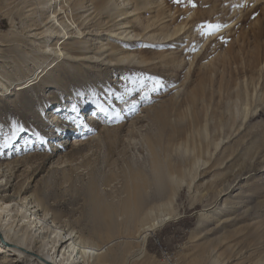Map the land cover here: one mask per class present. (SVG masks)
I'll list each match as a JSON object with an SVG mask.
<instances>
[{
	"label": "rangeland",
	"instance_id": "374dc122",
	"mask_svg": "<svg viewBox=\"0 0 264 264\" xmlns=\"http://www.w3.org/2000/svg\"><path fill=\"white\" fill-rule=\"evenodd\" d=\"M46 1L0 0V72L5 69L9 75L13 69L19 70L9 78L11 85L1 78L9 86L0 91V162L20 161L12 164L17 165L11 174L15 178L2 194L19 195L13 202L23 201L26 194L44 197L51 209L49 216L63 211V219H70L75 230L85 229L88 217L83 187L93 170H107L102 166L106 148L98 144V137L106 129L113 131L138 117L141 132L153 128L149 117L157 109L165 107L173 118L182 109L180 102L186 103L183 100L193 92L198 98L192 113L179 120L181 126L191 129L190 115L201 114L207 120L208 139L222 138L220 145L212 148L209 161L192 182L191 177L184 180L173 205L179 213L175 219L157 227L140 246L135 232L112 244H129L126 264H264V102L255 103L261 114L243 122L238 115L232 128V115L226 110L239 82L236 77L257 76L255 61L260 54L264 71V0H162L174 13L163 15L161 25L171 27L175 21L184 26L168 39H156L152 27H140L135 16L147 10L132 12L133 2L112 0L108 8L94 13L88 0L79 7L72 6L73 0ZM60 1L68 4L66 17L75 22L61 31L63 13L57 22L48 18L40 24V13L48 15L50 7ZM120 12L125 13L115 17ZM96 22L101 24L99 31L93 26ZM28 23L39 26L31 29ZM210 25L220 27L214 30ZM49 26L57 32H44ZM57 41L66 55L56 51ZM46 43L55 50L39 49ZM113 46L117 49L112 53ZM17 48L25 51L21 53L26 58L22 64L28 67L25 76L20 74L21 64L13 65L23 58L17 55ZM119 52L128 58L107 61L110 56L120 58ZM35 53L48 54L42 72L37 71L40 76L30 75L37 66ZM163 54L177 55L179 60L174 64L164 59L139 62L138 55ZM54 62L60 66L53 69ZM74 71L88 77L78 80ZM51 75H58L56 83L43 81ZM260 78L263 84L264 72ZM155 80L163 86L152 91ZM23 94L26 98L21 100ZM59 116L62 122L56 120ZM236 126L238 130H234ZM120 133L125 134V127ZM135 135L139 137V133ZM93 138L97 140L89 152H79L78 147L87 148ZM138 149L141 151L140 145L128 146L125 157L138 159ZM117 151L113 157L122 162ZM59 159L63 163L58 164ZM29 160L31 165L25 163ZM68 170L73 179L64 183L62 176ZM110 185H102L101 191L114 192L120 183ZM123 231L120 226L119 232ZM3 256L7 253H0V261ZM7 257L11 263L40 264L17 255Z\"/></svg>",
	"mask_w": 264,
	"mask_h": 264
},
{
	"label": "bare ground",
	"instance_id": "6f19581e",
	"mask_svg": "<svg viewBox=\"0 0 264 264\" xmlns=\"http://www.w3.org/2000/svg\"><path fill=\"white\" fill-rule=\"evenodd\" d=\"M51 1L54 3L57 0H47L46 3ZM84 1L86 0H73L72 6L79 7L83 5ZM88 1L91 2L95 13L108 8L112 0ZM122 2L124 4L125 0ZM126 2H133L132 12L140 11L141 9L147 10V12H140L136 15L135 20L143 30L152 27V36L156 39L172 38L184 28L180 24H175V21L171 23L174 24L172 25L174 27L172 30H170L172 26L161 25L163 15H172L174 13L162 0H126ZM6 5H9V3ZM66 5L68 4L60 1L59 4L50 7L51 10H49L48 15L42 16L40 13V24L48 18L49 21L54 20V22H57L59 20L58 16L65 13L60 20L62 24L60 30L63 31L64 28L71 26L75 21L66 17V10H64ZM184 11L186 13L190 12L189 8ZM124 13H116L115 17ZM144 13H147L148 17L144 16ZM141 16H144V18H141ZM13 23L11 19L12 26H14ZM99 23L96 22L93 25L95 31L102 29ZM126 23L135 24L131 21ZM27 25L31 29L34 26H39V24L30 23ZM109 30L112 31L113 28ZM44 32L53 34V32L57 31L52 26H49L45 27ZM78 32L76 31L75 33ZM65 34H68V32ZM134 36L138 35L134 34ZM1 45L10 46L8 43ZM55 45H57L55 47L56 51L60 54L62 53V55L67 54L66 51H63L64 48H61L62 44L57 41ZM51 46V44L46 43L39 45V49L55 50L54 46ZM116 49L117 47L113 46L111 48L112 53ZM22 52H25L23 48H17V55H21ZM43 55L45 56H38L35 53L33 56V61L37 66L34 67L35 69L30 74L31 76H40L37 71L40 69V72H42L43 59L48 54L44 53ZM119 55L120 58L117 59L110 56L107 61H123L129 56L125 55L124 52H119ZM262 55H258L255 61V66H259L256 70L257 76L243 75L236 77L239 82L235 83V90L231 92L228 100L231 103L226 109L232 115L230 128L233 127L235 118L238 115L243 122L245 119L252 118L255 114H261L260 105L255 103L256 101L262 104L264 102V82L263 84L259 82L264 72H262ZM21 56L23 57V54ZM138 57L140 63L152 61L153 59H164L174 64L179 60V56L173 54L150 55L149 57L147 55L145 57L138 55ZM20 59L17 61L18 64L15 62L13 65H23L22 61L26 58ZM191 64L192 61L190 66ZM21 65L20 74L25 76L28 67L25 69V66ZM52 66L55 69L60 65L54 62ZM4 70L1 71L2 73L0 72V91L2 93L7 91L8 86L13 83L9 79L12 74L19 71L15 68L7 75ZM58 70L56 69V71ZM74 73L79 75L78 80L88 77L86 73H78L76 71ZM55 76L58 75H51L44 78L43 81L56 83L57 77L55 78ZM1 78L9 80L10 84H4ZM64 80L67 81L66 78ZM257 87L259 88L257 89ZM20 98L24 100L26 98L25 94ZM20 98H18L19 101ZM197 98L196 93L190 92L183 100H186V103L180 102L182 109H180V112H175L173 118H169L165 107L157 109L149 117L153 128L150 126L144 132L140 130L143 125H137V121L140 118L138 117L137 120L132 121L130 124L126 123L115 130L112 129L113 131L106 129V133L102 137H98V139L101 138L98 144H102L106 148L107 156L102 162V166L105 165L107 170L102 169L103 171H101L100 168L99 170L90 171V176L83 187L87 205L86 216L88 217V224L85 229L75 230L70 219H63L66 217L63 211H53L49 216L51 209L46 205L44 197L36 196L33 198L26 194L24 195V200L22 199L23 201L20 198V201L13 202L19 195L15 198L14 196L2 194L6 191L5 186L15 178L11 174L17 165L12 164L20 161L14 160L5 164L0 162V253L5 252L7 256L17 255L20 258H31L40 262V264H126L125 260L129 251V244L123 242V244L113 246L112 241L125 236L129 232H135L136 243L140 246L144 243L147 235L154 232L157 227L170 219H175L179 213L174 209L173 205L184 180H186V177H191L192 182L196 178L198 169L209 161V157L212 155V148L216 150L222 141V138L218 139V137L208 139L207 120L201 114L195 115L194 113L190 115L191 129L188 130L181 126L179 120H183L186 115L192 113L191 108L196 103ZM188 110L189 112L187 113ZM90 118L94 119L95 117L92 116ZM59 119L60 116L56 117L58 122H62ZM218 124L220 125L221 121ZM124 127L125 134L121 135V129ZM234 130H238V126ZM135 133H139L138 138ZM231 134L232 132H230L229 136ZM198 136H203V138H199L198 141ZM95 139L93 138L87 143V148L79 146V152L83 153L84 150H90L93 146L92 143L97 140ZM78 141L81 142V140ZM130 145H140L141 151L138 149L139 152H137L138 159L134 158L135 155L125 157L127 148ZM116 151L117 155L121 156L122 162L118 158L113 157ZM30 162L29 160L25 163L31 165L32 163ZM56 162L61 164L63 160L59 159ZM64 162H67V160ZM62 178L64 183L71 182L73 179L72 172L69 170L64 171ZM117 181L120 186L116 191L108 194L101 191L102 185L109 187L111 186L110 184ZM190 185L191 183L187 186L190 187ZM17 194L19 193L17 192ZM113 199H116V201ZM31 208L34 209L31 211ZM118 217L122 219L119 221ZM120 226H123V232H119ZM7 256L2 257L0 264H18L17 261L16 263L9 262L10 259Z\"/></svg>",
	"mask_w": 264,
	"mask_h": 264
},
{
	"label": "snow or ice",
	"instance_id": "6c2138e0",
	"mask_svg": "<svg viewBox=\"0 0 264 264\" xmlns=\"http://www.w3.org/2000/svg\"><path fill=\"white\" fill-rule=\"evenodd\" d=\"M210 28H212V29H214V30H218L219 29V27H220V25H210L209 26ZM163 86V84H162V82L161 81H159V80H155L154 81V86L152 87V91H157L160 87H162ZM75 110V109H74Z\"/></svg>",
	"mask_w": 264,
	"mask_h": 264
}]
</instances>
